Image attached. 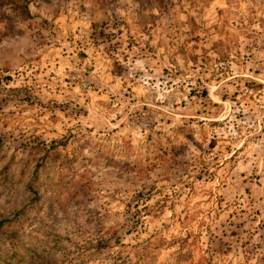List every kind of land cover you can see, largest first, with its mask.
<instances>
[{"label": "rangeland", "instance_id": "374dc122", "mask_svg": "<svg viewBox=\"0 0 264 264\" xmlns=\"http://www.w3.org/2000/svg\"><path fill=\"white\" fill-rule=\"evenodd\" d=\"M39 161L38 264H264V0H0V195Z\"/></svg>", "mask_w": 264, "mask_h": 264}, {"label": "clouds", "instance_id": "9594fccd", "mask_svg": "<svg viewBox=\"0 0 264 264\" xmlns=\"http://www.w3.org/2000/svg\"><path fill=\"white\" fill-rule=\"evenodd\" d=\"M42 164L39 161L33 165L27 181H16L10 192L0 195V264H38V259H34L31 253L43 251L45 245L39 233L47 219L38 215L40 204L45 200L52 203V178L47 174V166ZM71 247L66 246L65 252ZM72 255H76L75 249H72Z\"/></svg>", "mask_w": 264, "mask_h": 264}]
</instances>
